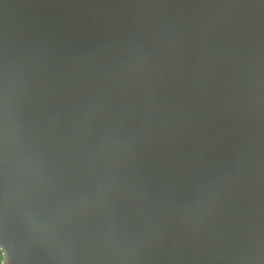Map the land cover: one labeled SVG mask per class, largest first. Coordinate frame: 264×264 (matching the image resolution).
I'll return each mask as SVG.
<instances>
[{
	"label": "clouds",
	"instance_id": "9594fccd",
	"mask_svg": "<svg viewBox=\"0 0 264 264\" xmlns=\"http://www.w3.org/2000/svg\"><path fill=\"white\" fill-rule=\"evenodd\" d=\"M0 264H264V0H0Z\"/></svg>",
	"mask_w": 264,
	"mask_h": 264
}]
</instances>
